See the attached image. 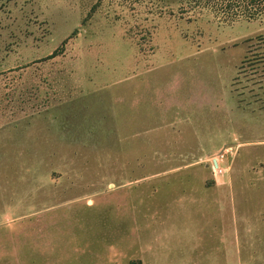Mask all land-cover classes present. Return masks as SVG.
Listing matches in <instances>:
<instances>
[{"label": "rangeland", "instance_id": "374dc122", "mask_svg": "<svg viewBox=\"0 0 264 264\" xmlns=\"http://www.w3.org/2000/svg\"><path fill=\"white\" fill-rule=\"evenodd\" d=\"M224 6L0 0V264H264V0Z\"/></svg>", "mask_w": 264, "mask_h": 264}, {"label": "trees", "instance_id": "16d2710c", "mask_svg": "<svg viewBox=\"0 0 264 264\" xmlns=\"http://www.w3.org/2000/svg\"><path fill=\"white\" fill-rule=\"evenodd\" d=\"M198 1V0H194ZM246 1V5L257 4L258 0H241ZM225 3V10H229L238 6L239 0H222ZM246 12V17H253L254 13L250 12L248 8ZM235 15V14H234ZM247 44V54L241 62L242 71L248 70L250 72L258 73L260 70L263 71L264 74V38H248L244 41ZM59 50H55L47 59H51L59 55ZM236 81H239L238 79ZM136 264V263H132Z\"/></svg>", "mask_w": 264, "mask_h": 264}, {"label": "built area", "instance_id": "2783aa9c", "mask_svg": "<svg viewBox=\"0 0 264 264\" xmlns=\"http://www.w3.org/2000/svg\"><path fill=\"white\" fill-rule=\"evenodd\" d=\"M218 158H219V157H213L212 160H211V163H212V165L214 166V164H213V160H215V161H216V166H214V167H215L216 169H214L213 171H214V172L218 171V172L221 173L222 171H221V169L219 168L218 163H217Z\"/></svg>", "mask_w": 264, "mask_h": 264}, {"label": "water", "instance_id": "95a60500", "mask_svg": "<svg viewBox=\"0 0 264 264\" xmlns=\"http://www.w3.org/2000/svg\"><path fill=\"white\" fill-rule=\"evenodd\" d=\"M213 164H214V166H216V161L215 160H213Z\"/></svg>", "mask_w": 264, "mask_h": 264}]
</instances>
